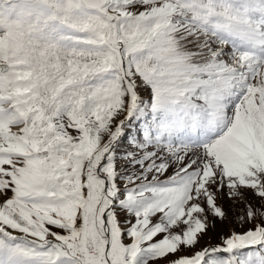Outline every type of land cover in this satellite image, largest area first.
Masks as SVG:
<instances>
[{"label":"snow or ice","instance_id":"snow-or-ice-1","mask_svg":"<svg viewBox=\"0 0 264 264\" xmlns=\"http://www.w3.org/2000/svg\"><path fill=\"white\" fill-rule=\"evenodd\" d=\"M0 264H264V0H0Z\"/></svg>","mask_w":264,"mask_h":264},{"label":"rangeland","instance_id":"rangeland-1","mask_svg":"<svg viewBox=\"0 0 264 264\" xmlns=\"http://www.w3.org/2000/svg\"><path fill=\"white\" fill-rule=\"evenodd\" d=\"M216 242H218V240H214V241H213V243H216Z\"/></svg>","mask_w":264,"mask_h":264}]
</instances>
